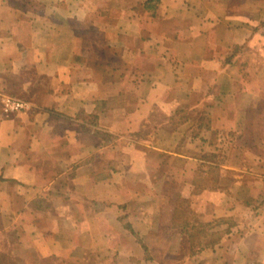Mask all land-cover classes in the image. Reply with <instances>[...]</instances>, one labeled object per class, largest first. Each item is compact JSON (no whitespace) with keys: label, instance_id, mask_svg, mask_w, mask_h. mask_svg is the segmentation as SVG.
<instances>
[{"label":"crops","instance_id":"crops-1","mask_svg":"<svg viewBox=\"0 0 264 264\" xmlns=\"http://www.w3.org/2000/svg\"><path fill=\"white\" fill-rule=\"evenodd\" d=\"M116 2L0 0V264H264V0Z\"/></svg>","mask_w":264,"mask_h":264},{"label":"rangeland","instance_id":"rangeland-1","mask_svg":"<svg viewBox=\"0 0 264 264\" xmlns=\"http://www.w3.org/2000/svg\"><path fill=\"white\" fill-rule=\"evenodd\" d=\"M127 1H129V3L132 1V0H122V2L124 3H120V2H116V5H113V6H109V5H104V6H101V14H103V16H105V13H111V14H115L116 16H118L119 14H121L123 12V10H121V6L124 7L126 4ZM93 8V7H92ZM104 22V21H103ZM59 23L61 24L60 26H63L65 21H59ZM103 26H106L107 25L105 23H103ZM95 28H97V26L93 25V26H89V28L87 29V33L89 34L90 36V39H93L95 40L96 39V34H95ZM86 31V29H83ZM74 39H75V44L76 42L78 43V41L81 39V37L79 38L78 36H74ZM208 155L211 157H213V153H208ZM215 160L216 161H219V160H222V158L218 155L217 157H215ZM237 188V187H236ZM242 186H239L236 191H235V195L237 196V198H239L241 200V197H242ZM245 194V192H244ZM192 222H193V230L192 232L194 234L197 235L196 237V240L195 241H200L201 243L202 242H205L204 244H207V242L209 240H216V239H223L230 231H232V229H229L230 227H233L237 221H235L234 219H215L213 222H200L199 221V218L197 216H192ZM212 228H215V229H212ZM238 233V232H237ZM240 233V231H239ZM238 234H235L234 235H237V237H239ZM201 246V244H199ZM239 264H253V263H250V262H247L246 260H242L239 262Z\"/></svg>","mask_w":264,"mask_h":264},{"label":"built area","instance_id":"built-area-1","mask_svg":"<svg viewBox=\"0 0 264 264\" xmlns=\"http://www.w3.org/2000/svg\"><path fill=\"white\" fill-rule=\"evenodd\" d=\"M0 102L3 103L7 111L15 112L20 110H26L29 104L24 100L10 96L0 91Z\"/></svg>","mask_w":264,"mask_h":264},{"label":"trees","instance_id":"trees-1","mask_svg":"<svg viewBox=\"0 0 264 264\" xmlns=\"http://www.w3.org/2000/svg\"><path fill=\"white\" fill-rule=\"evenodd\" d=\"M189 231V237H190V242H191V247H192V249H194V245H195V240H196V237H197V235L196 234H194V233H192V230L190 231V230H188ZM221 240V238L218 240V239H216V240H213V242H216V241H220ZM212 242V243H213ZM208 244V243H207Z\"/></svg>","mask_w":264,"mask_h":264}]
</instances>
